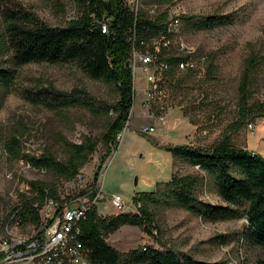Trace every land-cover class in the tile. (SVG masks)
I'll list each match as a JSON object with an SVG mask.
<instances>
[{
	"label": "rangeland",
	"instance_id": "374dc122",
	"mask_svg": "<svg viewBox=\"0 0 264 264\" xmlns=\"http://www.w3.org/2000/svg\"><path fill=\"white\" fill-rule=\"evenodd\" d=\"M144 4L145 10L160 5L154 0H144ZM19 5L52 27L67 26L80 12L75 0H0V62L9 61V56L2 53L7 27L4 13ZM168 5L183 8L185 16L191 18L189 22L183 20L177 42L193 52L194 60L200 62L206 58L207 61L196 74L183 73L168 81L164 104L169 114L165 125L155 124L147 117L141 106L144 95L138 94L130 123L121 133L117 149L113 147L115 151L103 165L97 181L95 177L106 153L102 137L108 119L81 108L54 112L33 103L29 96H32L30 92L53 85L64 94L82 90L97 106H113L120 99L115 85L90 78L76 63H31L16 68V79L8 91L0 88V241L6 237L8 215L32 183L55 187L60 204L89 201L102 188V198L95 207L99 217L112 218L119 214L111 204L112 197H120L133 206L135 196L156 192L173 175L200 172L205 177L201 199L223 204L213 179L198 168L177 161L171 147L206 148L228 138L234 145L250 147L252 152L264 157V118L251 117L237 131L239 88L245 61L252 55L262 61L251 92L255 100L264 101V0H172L160 6L164 9ZM207 17H230L233 23L214 30L197 29L196 24ZM210 65L215 70L208 75ZM135 85L137 89L147 86L143 68L137 70ZM250 123L256 130H250ZM151 125L156 128L153 135L141 132ZM16 131L22 134L20 142L29 157L51 152L64 162L68 158L65 142L81 144L92 139L98 146L79 175L67 180L12 159L6 145ZM131 209V213L136 211ZM156 218L159 230L154 236L141 228L125 226L107 235L108 244L122 253L153 246L211 263L264 264V251L247 241L245 217L211 223L174 207L156 211Z\"/></svg>",
	"mask_w": 264,
	"mask_h": 264
},
{
	"label": "trees",
	"instance_id": "16d2710c",
	"mask_svg": "<svg viewBox=\"0 0 264 264\" xmlns=\"http://www.w3.org/2000/svg\"><path fill=\"white\" fill-rule=\"evenodd\" d=\"M154 1L164 5L172 0ZM75 3L80 9L79 15L65 27L44 24L21 5L4 13L7 27L2 53L9 56V61L0 62V88L8 91L16 79V68L31 63H76L90 78L115 85L120 99L113 106H97L96 101L82 90L64 94L53 85L30 92L32 96H29L33 103L54 112L81 108L108 119L107 131L102 137L106 153L95 177L97 181L103 165L118 147V137L125 129L134 106L133 70L130 66L132 38L136 35L135 46L138 48L141 41L161 35L165 30L164 16L152 19L146 12L136 16L123 0H75ZM105 18H109L111 24L108 34H104L99 26ZM183 20L189 22L191 18L185 16ZM232 23L230 17H207L196 26L200 30H214ZM261 61L254 55L245 61L239 88L240 121L237 131L251 117L264 118V101L255 100L251 92ZM214 70L210 65L208 75ZM21 137L19 131L14 132L6 145V152L12 159L67 180L79 175L98 146L92 139L81 144L65 142L68 158L62 162L51 152L41 157H29L23 151ZM113 147H116L114 151ZM170 151L177 161L210 176L223 204L216 205L201 199L200 189L205 177L199 172L195 175H173L172 180L162 184L156 192L135 196L133 204L140 206L136 213L102 218L94 207L81 223V241L90 250L92 261L95 264H230L228 261H200L173 249L159 250L153 246L122 253L108 244L107 235L125 226L141 228L154 236L159 230L156 211L174 207L211 223L245 217L248 222L247 241L264 251V157L246 147L234 145L228 138L211 147L180 145L171 147ZM48 199L59 200L56 188L32 183L19 199V214L24 223H39L40 211Z\"/></svg>",
	"mask_w": 264,
	"mask_h": 264
},
{
	"label": "built area",
	"instance_id": "2783aa9c",
	"mask_svg": "<svg viewBox=\"0 0 264 264\" xmlns=\"http://www.w3.org/2000/svg\"><path fill=\"white\" fill-rule=\"evenodd\" d=\"M123 1L136 16L141 12H146L152 19L159 15L164 16L165 30L161 35L141 41L138 48L135 46L136 35L132 38L130 66L133 70L134 106L138 94L143 93L141 106L145 109L147 117L155 124L165 125L169 114L168 107L164 104L168 81L177 79L183 73L196 74L199 66L207 59L202 58L200 62L194 60L193 52L184 43L177 42L185 17L183 8L168 5L161 9L158 5L145 10L144 0ZM99 26L104 34H108L110 19L100 21ZM138 68H143L145 73L147 86L142 89H137L135 85ZM131 117L130 114L127 124L130 123ZM154 125L144 127L141 132L153 135L156 132ZM248 127L252 131L256 130L253 123ZM121 137L120 134L118 141ZM102 194L101 188L91 200L79 203L75 201L76 204H60L58 200L48 199L40 211L39 223H24L19 214L21 204L18 203L7 217L6 237L0 241V264H95L91 259L90 250L81 241V223L88 212L98 204ZM111 204L118 213H130L131 208L136 210L133 211L135 213L140 207L131 206L117 196L111 198ZM24 228H27L26 232H23Z\"/></svg>",
	"mask_w": 264,
	"mask_h": 264
},
{
	"label": "crops",
	"instance_id": "0c3cea01",
	"mask_svg": "<svg viewBox=\"0 0 264 264\" xmlns=\"http://www.w3.org/2000/svg\"><path fill=\"white\" fill-rule=\"evenodd\" d=\"M247 149H248L249 151H252V149H250V147H247Z\"/></svg>",
	"mask_w": 264,
	"mask_h": 264
}]
</instances>
